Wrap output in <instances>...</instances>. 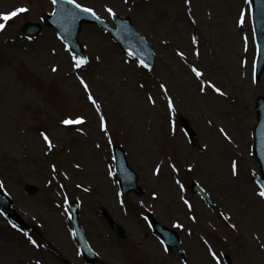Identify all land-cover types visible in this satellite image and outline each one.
<instances>
[{"label": "rangeland", "instance_id": "1", "mask_svg": "<svg viewBox=\"0 0 264 264\" xmlns=\"http://www.w3.org/2000/svg\"><path fill=\"white\" fill-rule=\"evenodd\" d=\"M77 2L111 24L107 7L129 16L156 50V66L146 70L103 29L85 24L79 41L89 63L75 69L69 47L42 22L54 9L51 0H0V13L29 9L7 21L0 32V182L17 210L43 234L41 238L22 232L0 212V264H65L64 259L86 264L69 217L71 201L80 204V221L99 255L96 264H227L225 253L234 264H264V198L256 194L260 187L254 174L260 170L252 152L255 102L264 96V70L256 80L251 4L247 0ZM27 21L42 23L41 33L25 35L21 27ZM193 36L198 43H193ZM54 66L57 72L51 70ZM192 66L204 72L203 78L195 76ZM78 76L89 84L99 111ZM207 81L226 95L216 94ZM168 96L175 113L168 108ZM102 116L107 133L101 130ZM181 116L190 120L197 143L185 135ZM78 117L84 122L75 123L72 130L62 123ZM42 133L52 140L51 149ZM114 144L126 150L142 195L120 192ZM233 161L237 176L232 175ZM194 180L214 207L193 194ZM27 183L38 185L39 191L27 193ZM101 206L125 228L126 237L110 229ZM149 213L177 231L183 254L164 250L149 227Z\"/></svg>", "mask_w": 264, "mask_h": 264}, {"label": "water", "instance_id": "2", "mask_svg": "<svg viewBox=\"0 0 264 264\" xmlns=\"http://www.w3.org/2000/svg\"><path fill=\"white\" fill-rule=\"evenodd\" d=\"M253 4L256 34L259 43L264 46V0H253ZM113 18L116 28H111L104 20L96 19V17L92 16L90 13L82 12L81 9L76 8L66 0H58L55 13L53 15H49L45 22L55 26L60 35L67 41L68 44L72 46L79 56H85L77 39L82 23H98L115 36L126 50L133 53L139 59H143L146 63L152 64L155 54L149 48L145 39L137 32L131 19L123 18L117 15ZM40 30L41 26L33 23H27L23 27V31L31 35L38 34ZM258 64V74L260 76L264 67V55L259 57ZM257 112L258 124L255 129V153L261 162V171L263 174L262 177L258 176V179L261 185H264V97H258L257 99ZM182 121L186 132L193 140H195L197 138L196 133L192 130L188 121L184 118ZM115 152L122 189L126 192L135 190L138 193H141L142 189L137 186V176L128 166L124 150L121 147L116 146ZM27 189L31 193L37 191V187L34 185H28ZM193 189L194 191H201L197 184H194ZM0 209L5 210L10 217L14 218L19 225L23 226L27 230L35 229V227L27 225L22 217L16 212L13 200L3 189H0ZM71 209L73 213L72 220L75 226L78 241L85 253L88 264H93L96 259V254L91 249L84 231L80 226L78 205L76 203H72ZM102 211L111 228L120 235L125 236L124 229L114 221L113 217L104 208ZM152 225L154 226L155 232L164 238L170 248L173 245L180 248L179 238L174 231L163 227L154 218H152ZM227 258L229 263L232 264L228 256Z\"/></svg>", "mask_w": 264, "mask_h": 264}, {"label": "snow or ice", "instance_id": "3", "mask_svg": "<svg viewBox=\"0 0 264 264\" xmlns=\"http://www.w3.org/2000/svg\"><path fill=\"white\" fill-rule=\"evenodd\" d=\"M52 4L55 5L58 3V0H51ZM68 3L74 5L76 8L78 9H81L82 12H85V13H90L92 16L96 17V19H100V17L97 15L96 11L91 8V7H85L79 3H77V0H67ZM125 2H127V0H125ZM185 2L187 4H191V0H185ZM247 2L249 4H251L252 0H247ZM29 9L27 7H19V8H16L14 9L13 11L11 12H8V13H0V32L4 31L5 28H6V22L11 20L13 17H16L18 14L20 13H25V12H28ZM106 11L112 15L113 17L116 16V13L115 11L113 10V8L111 7H107L106 8ZM246 15V11L245 12H242L241 13V17H240V20H239V23L241 25H243L244 23V16ZM245 39V43L247 44V36L244 37ZM192 40H193V43H198V40L196 38V36H193L192 37ZM69 52L71 53V58H72V61H73V67L75 69H83L84 66H86L88 63H89V60L86 56H79L77 55L71 48L68 49ZM247 50V49H245ZM256 51H257V57L259 58V56L261 55H264V46H262L259 41H257L256 43ZM181 58L184 57V53L183 52H178L177 53ZM129 55H132V53H129ZM196 55L198 56L199 55V51L196 52ZM97 60H99V57L96 58ZM246 63V61H245ZM139 64L144 67V68H149V65L143 60V59H140L139 60ZM53 72H57L58 71V68L57 67H52L51 69ZM191 71L195 74V76L197 78H203L204 76V72L201 71L200 69H198L197 67L195 66H192L191 68ZM78 79H79V82L80 84L83 86L86 94H87V97L88 99L92 102L93 105H95L97 107V110L99 111V105L97 103V100L96 98L93 96L91 90H90V87H89V84L87 83V81H85V79L83 78V76H78ZM255 82V81H254ZM207 85L213 89L216 93L220 94L221 96L223 95H226L225 92L222 91V89L220 87H217L215 84L211 83V81H207L206 82ZM140 87H144L143 85H140ZM159 87L165 92L167 93L168 92V88L165 84L161 83L159 85ZM205 88L203 86H201V91H204ZM148 100L151 104L155 105L156 101L155 99H153V97L151 96V94L148 95ZM168 108L171 110L172 113H175L176 111V108H175V105H174V102H173V99L171 96H168ZM84 122V118L83 117H78L77 120L73 121L71 119H65L62 121L63 124L65 125H70V124H73V123H83ZM209 123H211V121H209ZM101 130L104 132V133H107L108 132V123L107 121L104 119V117L102 116L101 117ZM220 132L224 134V136L231 140V137L228 136L227 132H225V130L223 128L220 129ZM42 136H43V139L47 142L48 144V147L51 149L53 147V144H52V140L49 138V136L46 134V133H42ZM111 138L109 137V142H110ZM97 147H99V145H97ZM77 168L80 167L79 164L76 165ZM172 169L174 172L176 173H179V168H177V166L175 164L171 165ZM192 169V166L189 165V168L188 170L191 171ZM53 171H55V166L53 165ZM156 174L159 175L160 174V167L158 166L156 169ZM232 175L233 176H237L238 175V171H237V162L236 161H233L232 163ZM49 183H51V181H49ZM176 183L180 186L181 189H183L184 185L179 181V180H176ZM0 186H2V182H0ZM259 197L261 198H264V185L261 186L260 190L256 193ZM155 196V193L153 194ZM184 203L187 205V207L189 209L192 208V204L185 200ZM223 215V213L221 214ZM193 220H196V217L193 216L192 217ZM225 219H230V217H225ZM177 227H183L182 224H179L177 223L176 225ZM13 227H15V225H13ZM231 227L233 229L236 228V225L235 224H232ZM31 244L32 245H37V242L35 240H33L30 236L28 237ZM163 243V242H162ZM206 245H207V241L204 242ZM262 247H264V245H262ZM165 251H168V247L167 245H165ZM209 251L212 255V257L214 259H218L217 257V253L215 251H212L211 248L209 247Z\"/></svg>", "mask_w": 264, "mask_h": 264}, {"label": "bare ground", "instance_id": "4", "mask_svg": "<svg viewBox=\"0 0 264 264\" xmlns=\"http://www.w3.org/2000/svg\"><path fill=\"white\" fill-rule=\"evenodd\" d=\"M187 14H188V13H187ZM187 19H188L189 23H191V19H190V18H188V17H187ZM216 94H217V93H216ZM218 95H219V94H218Z\"/></svg>", "mask_w": 264, "mask_h": 264}]
</instances>
